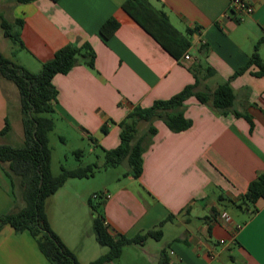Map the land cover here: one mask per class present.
<instances>
[{
	"label": "crops",
	"instance_id": "crops-1",
	"mask_svg": "<svg viewBox=\"0 0 264 264\" xmlns=\"http://www.w3.org/2000/svg\"><path fill=\"white\" fill-rule=\"evenodd\" d=\"M126 1L35 0L23 4L0 0V16L24 22L21 39L25 48L18 49L17 64L31 73H40L43 64L67 45L90 44L95 53L93 69L79 64L53 79L58 90L54 118L56 124L62 121L83 139L96 138L106 150L120 145L118 124L131 110L168 100L194 84L189 68L197 63L203 66L199 91H214L226 82L234 89L233 109L240 116L234 112L221 115L190 98L184 114L192 127L174 133L163 121H156L158 133L143 154L142 176H126L129 184L118 186L113 193L104 188V213L113 235L135 237L175 216L163 226L160 241L126 246L118 260L106 264H160L163 252L169 264H264V198L257 202L253 215L232 203H238L264 173V77L254 75L259 70L256 66L235 77L264 38V0H247L254 8L252 14L231 11L233 0H151L192 42L190 60L184 57L181 61L123 11ZM111 17L120 27L104 39L100 28ZM3 39L8 38L0 24V52L9 59L1 47ZM258 52L264 59V43ZM15 96H19L22 120L17 88L0 78V131L6 119L10 120ZM105 124L109 132L103 135ZM11 126V132L0 140L12 133V122ZM0 145L8 144L0 141ZM70 182L74 186L71 196L82 202L84 182L69 180L48 199L47 218L79 263L89 264L108 249L92 245L97 252L93 257V250L86 253L85 243L74 244L71 228L60 227L56 210ZM15 197L0 167V216L14 211ZM76 207L75 202L63 212L69 223L73 224L76 213L71 210L75 212ZM0 264L50 263L29 232L17 234L7 225L0 233Z\"/></svg>",
	"mask_w": 264,
	"mask_h": 264
},
{
	"label": "trees",
	"instance_id": "trees-1",
	"mask_svg": "<svg viewBox=\"0 0 264 264\" xmlns=\"http://www.w3.org/2000/svg\"><path fill=\"white\" fill-rule=\"evenodd\" d=\"M16 1L26 4L35 0ZM122 9L177 61H181L192 48V42L171 23L164 11L152 4L151 0H127ZM23 23L21 19L11 22L0 16L4 36L17 44L18 48H25L21 39ZM119 27L120 22L111 17L101 26L100 34L104 39L110 38ZM263 43L264 38L257 43L248 64L237 71L235 77L242 75L252 66L259 69L254 73L255 76L264 77V59L258 52ZM94 59L95 53L90 44L67 45L59 49L51 60L45 62L40 73L36 74L14 63L0 52V78L13 83L19 91L25 138L24 144L20 147L0 145V167L11 181L13 191L20 192V198L24 203L23 208L0 216V233L7 225L17 234L29 232L50 264H80L75 254L51 229L46 213L47 200L69 179L91 178L101 169L116 168L123 163L129 166L126 176L139 179L143 174V154L158 133L154 123L158 120L163 121L174 133L190 129L193 122L185 117L184 112L186 102L192 97L201 104L212 107L221 115L230 112H234L237 116L241 115L233 109L236 94L230 82L219 85L214 91L198 90L201 83L199 73L203 66L197 63L189 68L195 78L194 84L185 87L168 100L155 101L147 108L137 106L129 112L118 124L121 128V143L117 148L106 150L98 146L96 138L89 137L94 147L102 149L105 159L103 165L93 163L75 169L62 166L61 173L54 176L49 135L56 127L54 114L58 90L53 85V79L59 74H68L79 64L93 69ZM209 76L211 74L207 75ZM141 122L149 124L145 133L140 131ZM11 130V122L7 118L0 136L8 135ZM108 132L107 124L103 125L101 133L106 135ZM75 155L79 160L83 157L81 151H76ZM262 198H264V173L250 184L247 193L238 203L233 201L232 203L242 210L251 211L253 215L257 212V202ZM98 199L97 202L94 198L88 201L93 220V233L97 242L106 247L108 252L89 264H106L118 260L123 249L129 245L143 246L149 239L160 241L163 237V226L175 220V216L170 215L155 228L135 237L113 235L104 213L106 197L100 194ZM160 264H169L165 252Z\"/></svg>",
	"mask_w": 264,
	"mask_h": 264
},
{
	"label": "rangeland",
	"instance_id": "rangeland-1",
	"mask_svg": "<svg viewBox=\"0 0 264 264\" xmlns=\"http://www.w3.org/2000/svg\"><path fill=\"white\" fill-rule=\"evenodd\" d=\"M1 47L5 53H9V59H11L14 63L20 62L19 57V46L13 43L11 40L6 39L2 41ZM5 47V49L3 48ZM12 50H15V53L10 54ZM18 51V52H17ZM196 53V52H192ZM15 88H17L15 86ZM18 91V89H17ZM19 92V91H18ZM19 96H15L11 101V117L10 120L13 125L12 133L6 137L1 139L0 141L4 144H8L14 147H20L24 144L25 138L23 133V115L22 120L18 116L20 103L18 100ZM56 121V119H55ZM141 133L147 132L149 128V124L146 122H141L139 125ZM50 138V147L52 149V173L54 176H58L61 173L62 166L67 169H75L79 166H86L88 164L97 163L98 165H103L104 163V153L100 147H94L91 145L90 141L87 139H83L80 134H78L75 130L67 127L65 123L62 121H58L56 127L53 132L49 135ZM64 139V140H63ZM76 151H81L83 153V157L81 160L77 158L75 155ZM129 172V166L127 163H123L122 165L111 168L108 170L101 169L96 172L94 177L81 179L84 182V187L81 189L82 194V202L77 200V197L74 198L71 196L73 194L72 182L69 183L66 191L63 193L60 198V203H58V210H56V217L60 218V227L68 228L71 232H73V242L74 244H86L87 251L89 254L90 251L94 255H96V251L93 249L92 245L100 248L99 243L97 242L95 235L93 233V220L91 215V210L89 208L88 201L90 198H94V201H99L98 196L103 194L104 188L109 189L111 193L115 191V189L122 184H129L126 180V174ZM72 180V179H69ZM68 180V181H69ZM121 182V183H120ZM67 183V182H66ZM13 189V188H12ZM13 194L16 196L15 198L17 204L15 206V211L19 210V205L22 204L20 201V192L18 190L13 191ZM84 198V199H83ZM20 201V202H19ZM48 201V200H47ZM75 212L71 210L73 213H76L74 219H71L72 222H68L67 218L65 219L64 210H68L69 205L75 206ZM24 204V203H23ZM24 206V205H23ZM47 207V203H46ZM60 211V215L58 217ZM64 219V220H63ZM55 233V232H54ZM61 239V238H60ZM90 249V250H89ZM90 255V254H89ZM89 256H87L88 258ZM92 257V256H91Z\"/></svg>",
	"mask_w": 264,
	"mask_h": 264
},
{
	"label": "built area",
	"instance_id": "built-area-1",
	"mask_svg": "<svg viewBox=\"0 0 264 264\" xmlns=\"http://www.w3.org/2000/svg\"><path fill=\"white\" fill-rule=\"evenodd\" d=\"M230 9L233 12L236 13H245V14H252L254 12L253 6H251L247 0H233L230 5ZM190 55L187 54L185 56L186 60H190ZM104 196L107 198V196L104 194Z\"/></svg>",
	"mask_w": 264,
	"mask_h": 264
}]
</instances>
